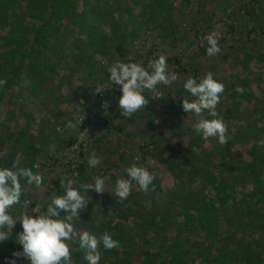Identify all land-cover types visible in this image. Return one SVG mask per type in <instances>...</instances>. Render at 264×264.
Returning <instances> with one entry per match:
<instances>
[{
  "label": "rangeland",
  "instance_id": "374dc122",
  "mask_svg": "<svg viewBox=\"0 0 264 264\" xmlns=\"http://www.w3.org/2000/svg\"><path fill=\"white\" fill-rule=\"evenodd\" d=\"M148 1L117 0L116 3V0H112L111 4L113 5L110 10H115L113 16L116 17V21L113 22L120 23L119 28L116 26L114 31L115 39L130 51L129 56L122 61L142 62L145 67H148L151 60L162 54L167 57L169 71L173 70L174 74L180 76L171 85H160L161 95L159 97L146 92L145 95L147 94L150 100V109L144 108L134 115L133 120L128 121L120 115L118 109V99L121 95L119 86L114 88L108 79L102 85L108 103L106 110L101 111L97 107V101H93L96 92L92 94L86 89L83 91L84 98H80V90L89 85L87 80H90L88 76L90 73H84L86 71L80 72L86 86L74 78L69 79L68 83L63 86L57 85L63 94L59 101H67L70 98V102H61L58 107L55 103L43 99H41L42 105H39L38 100L31 98L27 92L29 81L26 77L15 80L20 81V88L13 85L10 89H7L6 85L0 88V166H6L7 156L15 148L17 153L12 164L6 167L11 168L13 165L29 167L44 176V184L40 189L28 188L22 197V199L30 200L32 206L45 202L53 194L62 195L63 187L58 188V185L66 176L80 178L79 184H91L94 183L96 175H110L111 182L114 183L118 176L124 175L125 167L133 164L140 166L141 154L146 148L153 151V157H146L147 162L142 167L154 174L159 187L142 192V197L136 195L138 197L135 198L134 195L138 189L133 186L129 197L120 201L112 193V183H106L105 193L90 192L88 194L90 203L80 213L79 220L74 222L77 230H88L97 235L108 231L113 236H117L114 232L116 225L121 224L120 229L124 231L133 228L129 224L126 229L127 224L123 225L116 214L123 208L125 210L130 208V196L139 200L145 211L158 208L164 212L166 209L164 192L169 191L173 185V176L168 172L165 164L160 162L161 159L173 161V164L178 167L185 161L182 160V157L191 156L190 158L196 161V159H201L202 150H209L219 145L224 147L230 155H233L232 157L238 158L240 162H248L250 160L247 156L248 151L261 152L264 149V143L255 142V138L249 140V133L244 135L245 142L234 144V146L230 145L232 136L236 134L237 130L241 131L251 127L260 123V120L258 117L245 119L248 114L243 117L239 114V118L242 119L238 121L233 119L237 112L226 114V111L231 109L232 102H239L249 110L253 106L252 99L248 102L245 99L243 101L240 98L242 97L240 93L232 97L230 92L235 90L236 81L243 82L244 80L246 83V77L259 80L261 85L252 83L249 86L256 99L261 98V91L264 90V60L260 63L256 60L259 54L264 57V29L261 33L257 26L260 23L264 28V0H261L262 5L258 9L254 8L253 10L255 20L249 16L247 11L241 9L252 0H226L225 10L220 6L224 0H206L205 7L200 5L203 0H189L188 5L182 0H168L167 3L174 10L173 18L178 20L179 29L176 30L174 36H169L170 32H165L163 29L167 23H164L163 18L159 15L162 10H160L157 0ZM143 5L145 7L149 5L151 8L145 9ZM119 7L128 11L133 7L134 9L121 19L122 8L119 10ZM150 9L153 11L151 12ZM103 27L106 37L109 38L110 32L107 31L109 28L105 25ZM217 32L221 36L219 40L221 52L216 57H207L205 53L201 54L202 47L199 44L206 48L205 36ZM1 34L5 35L6 32ZM110 44L111 40H108L106 45L109 55L107 54V57L96 56L94 60L97 70L95 69L91 73L96 74V77L101 80L109 75L107 67L118 60L112 54ZM246 57H253V59L245 71L240 62L244 61ZM14 63L17 65L18 62L14 61ZM0 67L5 69H0V75L9 77L6 63L0 62ZM206 73H212L215 79L225 85V91L221 96L217 111L228 126L226 144H221L212 138L205 141L195 134L192 130L194 117L190 113H184L182 109L181 102L187 95L182 88L183 82L190 77L202 78ZM8 101L12 103L8 104ZM53 108H58L63 113L62 121L67 124L59 125L51 132L40 121L46 116L51 117L54 113ZM86 113H91V119L85 116ZM82 123H85V126ZM67 129L69 131H66ZM71 134L75 137L76 142L73 146L67 147L66 143H68ZM28 136L32 137V140H29ZM56 139L63 142L59 149H55ZM24 144H29V146L24 147ZM93 150L101 157V163L96 168L90 169L87 160ZM122 154L126 155L124 162L119 159V155ZM82 166L88 167V170L87 174L80 176L79 169ZM210 171L218 178L221 168L219 166L216 170L211 167ZM249 192H251V188H247L245 191V193ZM32 206L30 205V208ZM21 211L24 210L14 207L12 214L18 216ZM21 230L20 223L17 221L16 227L13 229V236ZM13 239L0 243V264H4L5 258L11 257L13 252L21 250V246L16 244ZM134 241L137 239L134 238ZM262 241H264V237ZM72 248L73 264H86L78 246L73 245ZM116 251L117 249L109 251L101 247L100 264H104L102 259L106 253L110 254ZM138 251L139 255L143 250ZM18 264H26V262L21 260L18 261Z\"/></svg>",
  "mask_w": 264,
  "mask_h": 264
},
{
  "label": "trees",
  "instance_id": "16d2710c",
  "mask_svg": "<svg viewBox=\"0 0 264 264\" xmlns=\"http://www.w3.org/2000/svg\"><path fill=\"white\" fill-rule=\"evenodd\" d=\"M167 1L157 0L162 10L159 15L167 23L164 31L170 32L169 36H174L179 29L178 20L173 18L174 10ZM182 2L187 5L190 3L189 0ZM205 2L203 0L200 5L205 7ZM111 3L112 0H0V62L6 63L9 70H6L9 77L0 75V79L6 80V88L10 89L12 85L20 88L19 80L26 77L29 81L27 92L31 98L38 100L39 105H42L43 99L58 107L61 102H70V98L59 101L63 94L57 85L63 86L74 78L86 86L80 73L86 71L84 73H90V80H87L89 85L80 90L79 96L84 98L83 91L86 89L93 94L94 88L102 86L108 79V76L103 80L98 79L96 74L91 73L97 70L95 57L109 55L106 45L108 40H111L109 47L118 60H125L130 54L115 39L114 31L119 28L120 23L113 22L116 17L113 16L115 10H110L113 5ZM225 5L226 0L220 3L223 10L226 9ZM260 5L261 0H252L241 9L255 20L253 10ZM148 7L150 6H144L145 9ZM118 9H121V19L130 13L123 7ZM104 25L109 28V38L103 30ZM257 26L263 33L262 25L258 23ZM2 32L6 34L2 35ZM200 52L205 53V48H201ZM252 59L253 57H246L240 62L245 71ZM256 60L262 62L263 55L259 54ZM14 61L18 62L17 65ZM17 79L19 80L15 81ZM246 80V83L244 80L236 81L235 90L230 94L233 97L238 94L236 88L242 87L245 93H240V98L247 102L252 99V109H245L239 102H232L231 109L226 114L237 112L233 119L238 121L242 119L239 114L242 117L248 114L245 119L258 117L260 123L237 130L230 143L233 146L245 142L246 133H249V140L255 138V142L264 141V90L261 91V98L256 99L249 86L252 83L259 85L260 81L248 77ZM103 92H96L93 101L99 94L106 99V92ZM146 96L148 97L147 94ZM11 103L8 101V104ZM99 105L97 103V107ZM145 109H150V105ZM53 110L51 117L46 116L40 121L51 132L55 127L67 124L62 121L63 113L58 108ZM133 117L134 115L126 120L131 121ZM28 138L32 140V137ZM55 141V149H59L63 142L59 139ZM75 142L76 139L71 134L66 146L71 147ZM23 146L28 147L29 144ZM191 149L190 146V151ZM11 151L7 156L6 166L12 164L17 153L15 148ZM201 152V159L196 161L191 156L182 157L185 161L179 166L177 164L178 167L173 161L160 160L173 176V185L169 191L164 192L165 211L158 208L145 211L139 200L135 199L138 197L136 195L142 197L139 190L135 193V198L130 196V208H123L124 211H117L116 214L123 225L127 224L126 229L129 224L133 228L124 231L120 229L121 224L114 227L117 236L113 238L120 242V248L114 253H106L102 259L104 264H264V149L261 152L248 151V162H240L219 145ZM152 153L146 148L141 154L139 165L143 166L147 162L146 157H153ZM125 157V154L119 155L123 162ZM219 166L221 171L217 178L210 168L218 170ZM87 168L80 167V176L87 174ZM76 180L79 181L80 178ZM158 187V180L155 179L149 190ZM247 188H251V192L245 193ZM138 250L143 251L138 255Z\"/></svg>",
  "mask_w": 264,
  "mask_h": 264
},
{
  "label": "clouds",
  "instance_id": "9594fccd",
  "mask_svg": "<svg viewBox=\"0 0 264 264\" xmlns=\"http://www.w3.org/2000/svg\"><path fill=\"white\" fill-rule=\"evenodd\" d=\"M220 38L218 32L205 36L207 57H216L221 52ZM107 72L114 88L119 86L121 95L118 109L123 118H131L144 110L150 102L146 92L159 97V86L171 85L180 76L174 74L173 70L169 71L167 57L162 54L151 60L148 67L142 62L117 60L107 67ZM6 83V80L0 79V88ZM182 88L187 95L181 105L184 113L194 117L193 132L205 141L212 138L226 144L228 126L217 111L225 91L224 83L215 79L212 73H206L202 78L186 79ZM94 90L100 93L104 88L99 86ZM236 91L242 94L244 89L237 87ZM100 163L101 157L93 150L87 160L88 167L93 169ZM154 179L153 173L136 164L125 167L124 175L118 176L114 183L110 175H96L91 184H79L75 178L66 176L60 181L62 195L53 194L45 202L32 206L30 200L22 197L28 188L40 189L44 176L29 167L0 166V243L15 237L13 240L21 246L20 251L5 258L4 264H18L21 260L26 264H73V245H77L83 253L86 264H100L101 247L109 251L118 249L120 242L108 231L97 235L88 230H77L74 222L79 220L80 213L89 205L88 194H103L106 183H112L113 195L124 201L131 194L133 186L147 192ZM14 207L24 211L14 216ZM17 221L22 230L13 236Z\"/></svg>",
  "mask_w": 264,
  "mask_h": 264
},
{
  "label": "built area",
  "instance_id": "2783aa9c",
  "mask_svg": "<svg viewBox=\"0 0 264 264\" xmlns=\"http://www.w3.org/2000/svg\"><path fill=\"white\" fill-rule=\"evenodd\" d=\"M200 42V41H199ZM198 42V43H199ZM200 45V47H202L203 48V45L202 44H199ZM103 95L102 94H99L98 95V97H97V99H96V101H97V103H98V105H99V108H100V110L101 111H104V110H106L107 108H108V103H107V101H106V99H103ZM91 113H86L85 114V116L87 117H89V119H91V115H90ZM84 118V117H83ZM82 125H84L85 126V123H82Z\"/></svg>",
  "mask_w": 264,
  "mask_h": 264
}]
</instances>
